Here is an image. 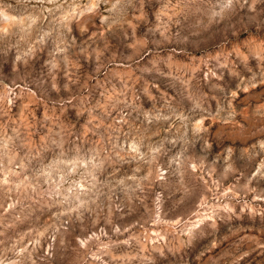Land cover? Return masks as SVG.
<instances>
[{
    "label": "rangeland",
    "instance_id": "obj_1",
    "mask_svg": "<svg viewBox=\"0 0 264 264\" xmlns=\"http://www.w3.org/2000/svg\"><path fill=\"white\" fill-rule=\"evenodd\" d=\"M0 264H264V0H0Z\"/></svg>",
    "mask_w": 264,
    "mask_h": 264
}]
</instances>
